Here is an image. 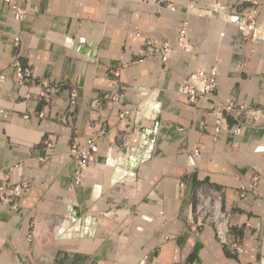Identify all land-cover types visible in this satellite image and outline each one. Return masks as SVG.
Returning a JSON list of instances; mask_svg holds the SVG:
<instances>
[{
	"label": "crops",
	"instance_id": "1",
	"mask_svg": "<svg viewBox=\"0 0 264 264\" xmlns=\"http://www.w3.org/2000/svg\"><path fill=\"white\" fill-rule=\"evenodd\" d=\"M12 1L26 14L15 20L0 0V108L8 112L0 115V184L30 187L18 211L0 203V264H264V122L240 134L213 131V101L264 105V42L205 16L213 0ZM249 1L264 28V0ZM185 21L189 52L177 46ZM148 39L175 51L166 61L143 56ZM15 58L29 70L22 85ZM212 66L213 101L188 103L180 84ZM47 88L56 91L45 99ZM138 105L159 120L151 158L108 160L119 132L134 127L118 111ZM91 136L99 138L97 162L71 185L70 145Z\"/></svg>",
	"mask_w": 264,
	"mask_h": 264
},
{
	"label": "built area",
	"instance_id": "2",
	"mask_svg": "<svg viewBox=\"0 0 264 264\" xmlns=\"http://www.w3.org/2000/svg\"><path fill=\"white\" fill-rule=\"evenodd\" d=\"M246 1L250 2L252 6L245 10L227 8L214 0L211 8L203 10H206L205 16H215L223 22L235 26L240 33L248 35L251 41L264 42V28L259 26L256 21L257 2ZM3 2L9 7L15 20H23L26 14L25 8L14 3L12 0H3ZM187 25L186 21L183 22L181 30L178 33L177 46L179 50L189 52L192 49V44L189 41ZM18 44L19 38H15L14 46L17 47ZM174 51L170 43L166 40L162 42L160 47H157L152 40L148 39L142 53L143 56L157 57L161 61H166ZM138 61L142 60L139 59ZM13 65L17 84L22 85L25 78L29 75V70L22 67L17 58L14 59ZM107 75L114 78L117 82L119 81V70H111L107 72ZM217 77V67L199 68L184 79L178 88V92L184 95L190 104H194L202 99L213 101L212 97L218 87ZM0 79L2 80L3 77ZM119 89L124 90L123 85L119 84ZM54 91H56L55 88H47L41 92V96L48 99V92ZM119 95L120 93H115L112 95L111 100L118 102ZM76 100L77 92L75 89H71L69 92V105L74 107ZM95 104H98V101ZM213 104L215 123L213 131L215 135H218L223 130L240 134L243 128L264 122V105L252 106L235 100H230L225 103L213 101ZM144 110V105H138L130 109L123 107L118 111L119 120L125 122L132 120L134 127L130 131L121 130L119 132L116 141L110 144L111 153L108 160L124 158L128 161H136L140 158L141 161H145L151 158L155 148L159 120L153 115L143 116ZM0 115L7 117L8 112L0 108ZM38 116L43 117V113H38ZM24 117L28 118V115ZM143 118L152 120L153 126L144 127L139 125V121ZM43 143V150L46 151L52 148L51 141L44 140ZM69 152L75 162L71 185L77 186L82 183L86 170L97 162L100 152L99 138L91 136L83 144L73 143L70 145ZM198 155L199 151L195 150L193 156ZM41 160L44 161L45 157H41ZM4 181L0 184V203L6 205L10 210L18 211L19 202L27 194L30 183L28 180H22L16 184H10L7 182V178ZM223 218L227 219V216H223ZM214 226L218 240L225 242L223 239L226 231L225 223L216 218ZM234 249L237 253L242 251V247L238 245Z\"/></svg>",
	"mask_w": 264,
	"mask_h": 264
}]
</instances>
